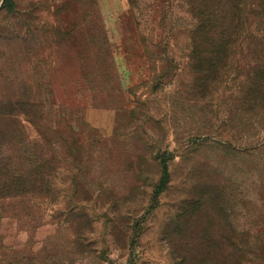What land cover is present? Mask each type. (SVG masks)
<instances>
[{"label": "rangeland", "instance_id": "obj_1", "mask_svg": "<svg viewBox=\"0 0 264 264\" xmlns=\"http://www.w3.org/2000/svg\"><path fill=\"white\" fill-rule=\"evenodd\" d=\"M261 1L0 0V264H264Z\"/></svg>", "mask_w": 264, "mask_h": 264}, {"label": "trees", "instance_id": "obj_2", "mask_svg": "<svg viewBox=\"0 0 264 264\" xmlns=\"http://www.w3.org/2000/svg\"><path fill=\"white\" fill-rule=\"evenodd\" d=\"M221 2V0H219ZM224 2L230 3H235L234 0H223ZM6 6L12 7V0H6L5 2ZM218 9H214L211 11L210 14H205V17L202 18L204 20L202 23L204 24L201 27L202 30V36H206L209 38L208 44H207V49L208 52L210 53V56H215L216 54L220 53V51L226 52L228 49L231 48L232 46V37H233V32L230 31L232 28L234 18L233 16L228 17H223L221 19L220 12L217 11ZM259 14L261 15L260 19H262V24L264 25V0L260 2L257 8ZM228 20V21H227ZM208 29V31H207ZM219 31H215L218 30ZM219 37V38H216ZM225 39V41H223ZM262 39L264 41V32L262 35ZM259 74L261 76L260 82H258V86H256L257 90H259L261 93L264 91V65L259 67ZM162 178L164 184H166L169 180V171H168V166L165 162H162Z\"/></svg>", "mask_w": 264, "mask_h": 264}]
</instances>
